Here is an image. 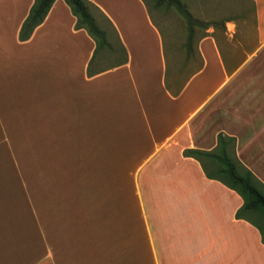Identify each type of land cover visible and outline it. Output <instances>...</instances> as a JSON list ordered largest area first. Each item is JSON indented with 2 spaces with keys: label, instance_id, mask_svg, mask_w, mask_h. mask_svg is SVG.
Instances as JSON below:
<instances>
[{
  "label": "crops",
  "instance_id": "crops-1",
  "mask_svg": "<svg viewBox=\"0 0 264 264\" xmlns=\"http://www.w3.org/2000/svg\"><path fill=\"white\" fill-rule=\"evenodd\" d=\"M88 1L123 63L89 65L64 0L25 40L33 0H0V264H264L240 196L183 155L232 137L264 184V0L241 42L228 20L179 62L143 0Z\"/></svg>",
  "mask_w": 264,
  "mask_h": 264
},
{
  "label": "trees",
  "instance_id": "trees-1",
  "mask_svg": "<svg viewBox=\"0 0 264 264\" xmlns=\"http://www.w3.org/2000/svg\"><path fill=\"white\" fill-rule=\"evenodd\" d=\"M54 0H33L28 13L18 31L19 40L29 37L32 30L45 17ZM154 8H173L184 20L186 34L181 48L185 57L193 56L194 28L205 30L208 27L223 28L224 22L230 20L219 19L202 21L195 19L186 9L181 0H150ZM71 14L75 17L74 28H82L94 42V49L89 65L97 57L112 58L111 65L125 61V50L117 41L116 32L109 19L88 0H64ZM143 2L148 6L147 2ZM253 9V6H252ZM97 11L99 21L93 15ZM111 33V35H110ZM205 33L199 37L204 36ZM198 38V37H197ZM116 42V45L114 44ZM98 71V70H95ZM87 73H93L90 68ZM183 155L196 159L206 177L216 179L226 187L234 190L241 198L240 206L235 210V218L243 219L252 224L259 232L260 241L264 243V184L245 168L233 154V138L222 134L217 135L216 145L210 150L185 149Z\"/></svg>",
  "mask_w": 264,
  "mask_h": 264
},
{
  "label": "rangeland",
  "instance_id": "rangeland-1",
  "mask_svg": "<svg viewBox=\"0 0 264 264\" xmlns=\"http://www.w3.org/2000/svg\"><path fill=\"white\" fill-rule=\"evenodd\" d=\"M148 4V9L153 20L158 26L162 37L166 53L171 55V46L174 43L175 57L179 62L181 56V44L184 41L186 27L183 18L171 7L169 8H154L150 0H145ZM188 12L195 19L209 21L219 18H229L230 24L226 25L227 30L238 37L244 32L251 33L253 31V9L252 0H181ZM93 15L99 21L97 11H93ZM225 26V23H224ZM212 27H208L204 31L199 27L194 28V39H197L201 34L210 31ZM221 32V26L213 28L211 33ZM111 35V33H110ZM179 52V53H178ZM195 61L187 63L186 71L196 67Z\"/></svg>",
  "mask_w": 264,
  "mask_h": 264
}]
</instances>
